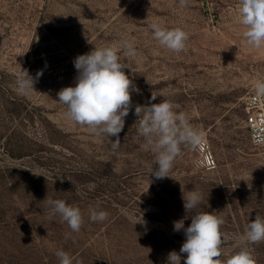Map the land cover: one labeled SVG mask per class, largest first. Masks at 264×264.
I'll use <instances>...</instances> for the list:
<instances>
[{"label":"rangeland","instance_id":"obj_1","mask_svg":"<svg viewBox=\"0 0 264 264\" xmlns=\"http://www.w3.org/2000/svg\"><path fill=\"white\" fill-rule=\"evenodd\" d=\"M237 15L238 0H0V264H59L61 249L73 264H167L185 241L174 230L186 215L181 185L201 194L197 211L223 218L222 258L238 250L247 224L264 217V146L244 122V99L264 80V49L247 44ZM154 22L187 32L185 49L159 46ZM125 39L138 55L120 60L140 92L113 150L115 137L69 121L57 94L75 86L77 56ZM23 70L34 78L43 70L28 95L16 84ZM163 99L204 131L216 169H197L196 151L183 147L170 177L149 174L158 165L138 135L135 105ZM49 200L81 210L79 232L49 219ZM90 209L108 219L91 221ZM249 248L264 264V242Z\"/></svg>","mask_w":264,"mask_h":264},{"label":"clouds","instance_id":"obj_2","mask_svg":"<svg viewBox=\"0 0 264 264\" xmlns=\"http://www.w3.org/2000/svg\"><path fill=\"white\" fill-rule=\"evenodd\" d=\"M181 7H186L188 0H179ZM237 22L243 26L242 33L247 44L255 50L264 49V0H238ZM153 39L162 48L174 53L182 52L189 39L183 29L165 28L159 23H152ZM134 58L138 55L134 41L125 39L118 46L93 48L89 53L79 55L74 59L77 71L75 86L62 88L57 101L66 106V118L74 124L86 126L96 137H115L111 141L113 150L121 144L120 133L125 127V118L133 107L132 93L140 90L125 73L129 68L120 60V53ZM43 75V70L36 73L35 78L26 70L17 74L16 84L22 95H28L34 90V84ZM255 95L264 98V80L255 83ZM152 92L151 101L157 99ZM149 101L146 104L135 105V116L139 121L138 135L145 140L146 150L155 154L157 168L149 174L157 180L170 177L175 160L182 154L183 147L198 150L203 147L205 133L194 127L184 113H177L175 105L163 99L159 103ZM136 120V121H137ZM184 201L185 217L191 223L185 227L184 219L174 222V230H183L185 241L179 253L168 254L167 264H181V254H186L184 264H257L249 245L264 242V217L256 215L250 221L244 233L236 238V248L231 256L223 259V245L230 237L221 231L224 220L213 212L197 211L202 196L197 191H187L181 185ZM52 216L59 215L62 223H67L72 232H79L83 223L81 210L64 200H49ZM90 220L104 222L109 214L106 211L90 209ZM136 223L144 224L142 219ZM135 223V224H136ZM55 255L59 264H73L72 257L64 250H58Z\"/></svg>","mask_w":264,"mask_h":264},{"label":"built area","instance_id":"obj_3","mask_svg":"<svg viewBox=\"0 0 264 264\" xmlns=\"http://www.w3.org/2000/svg\"><path fill=\"white\" fill-rule=\"evenodd\" d=\"M244 122L254 145L264 146V98L255 95V89L244 99ZM196 151L194 165L202 171H212L217 167V158L207 139L203 147Z\"/></svg>","mask_w":264,"mask_h":264}]
</instances>
